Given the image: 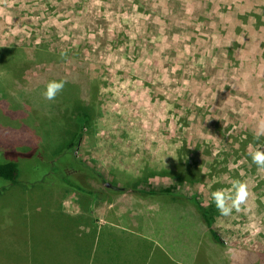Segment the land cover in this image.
Listing matches in <instances>:
<instances>
[{
  "label": "rangeland",
  "instance_id": "374dc122",
  "mask_svg": "<svg viewBox=\"0 0 264 264\" xmlns=\"http://www.w3.org/2000/svg\"><path fill=\"white\" fill-rule=\"evenodd\" d=\"M0 49V152L16 153L23 182L55 184L51 173L45 176L47 162L70 157L75 134L67 122L62 135L54 125L67 114L74 121L76 111L66 113L64 103L79 92L78 114L93 104L96 117L77 156L124 190L113 203L91 197V212L120 209L134 223L128 211L140 214L156 199L130 190L177 193L223 221L231 256L264 246V170L248 155L264 146V133L254 139L264 120L259 0H0ZM61 77L78 90L66 87L47 99V84ZM45 120L53 137L46 142L39 132ZM233 178L247 182L246 210L223 217L212 192L229 189L222 183ZM88 182L112 189L97 178ZM52 197L67 210L83 208L71 189ZM18 233L0 246L40 248ZM40 246L35 255L45 259L47 246Z\"/></svg>",
  "mask_w": 264,
  "mask_h": 264
},
{
  "label": "crops",
  "instance_id": "0c3cea01",
  "mask_svg": "<svg viewBox=\"0 0 264 264\" xmlns=\"http://www.w3.org/2000/svg\"><path fill=\"white\" fill-rule=\"evenodd\" d=\"M259 3L264 6V0ZM188 182L197 179L191 177ZM222 185L231 186V182ZM57 203L59 208L54 210L76 224L68 231L57 230L46 234L44 240L37 239L39 247L47 246L48 253L45 259L39 258L32 248L31 264H246L247 258L264 253V246H260L231 256L229 240L223 234L229 237L231 232L222 227L223 221H212V228L223 241L219 244L197 209L186 203L149 201L140 214L128 211L134 223L120 209L98 214L92 211V215L87 207L70 211L60 199Z\"/></svg>",
  "mask_w": 264,
  "mask_h": 264
},
{
  "label": "trees",
  "instance_id": "16d2710c",
  "mask_svg": "<svg viewBox=\"0 0 264 264\" xmlns=\"http://www.w3.org/2000/svg\"><path fill=\"white\" fill-rule=\"evenodd\" d=\"M68 72L69 71H66V73ZM75 73L79 76L77 70L72 74ZM20 75L22 77L23 74ZM60 82L63 83V88L60 90V94L61 92H65L66 87H72L78 90V86L73 80H71V78L65 79L64 77H61ZM74 95L75 98L67 97V101L64 103L67 107L65 110L66 113L70 112V108L76 111L74 121H71L72 115L69 116L67 114V116H64L63 119H61L64 123L60 122L54 125L57 133L63 130L62 126H65L66 122L67 125L73 129L72 131L75 134L74 138L70 139L69 144L67 145V154L70 153V157L66 158L65 156V159H62L60 158L62 154H56L54 159L48 160V162L45 161L49 164V172H46L47 174H45V176L47 177L51 173V179L52 177L56 179L55 184L53 183V187L46 188L45 179L43 182L40 181L41 183H37V185H34L33 183L30 185L27 184V182H23L24 179L19 163L17 162V157L15 156L16 153L13 151L0 152V240L3 238L5 239L8 236L19 235L18 232L24 231L26 236L31 239L30 243L38 244L37 239L34 237L33 228L39 230V232L43 234V237H45L46 234L51 235L57 230H63L66 228L65 231H68L71 229L70 226L76 223L61 216L59 211L54 210L59 207L57 206V201L54 202L52 200V196H54L58 190L71 189L76 193H79L83 198V208L88 207L87 203L91 197H95L99 201L111 202V200H113L112 195L120 193V191L114 189H106L107 192L95 190L88 182L89 179L97 178L100 182L106 183L103 175L82 162L78 158L76 152L83 135L85 132L89 131L94 124L93 119L96 117V111L92 104L85 106L84 112L78 114L77 109L81 106L82 101L79 99V92ZM50 124L51 121L45 120L44 125L39 127L41 129L39 132L42 135L41 137L44 142H46V139L53 138L48 129ZM58 134L62 135L61 133ZM56 137L58 138L59 136ZM14 151L17 152V150ZM126 191L128 192V190ZM107 193L108 196H106ZM130 193L142 197L159 199V201L171 203L179 202L194 206L202 217L205 225L212 233L214 241L223 244L220 235L212 228V220L209 214L201 209V206H199L195 198H188L171 192H147L136 189L130 190ZM28 204L32 206H29ZM34 216H37V219H34ZM18 246L19 248L10 247L9 245H1L0 264H31L32 259L30 257L29 248L27 247L23 251L21 248L22 246L20 244ZM43 248L44 247L38 248L36 245L32 250H34V253H38ZM25 251H28V255L26 256L22 254ZM246 264H264V253H258V255L253 258L252 256L247 258Z\"/></svg>",
  "mask_w": 264,
  "mask_h": 264
},
{
  "label": "clouds",
  "instance_id": "9594fccd",
  "mask_svg": "<svg viewBox=\"0 0 264 264\" xmlns=\"http://www.w3.org/2000/svg\"><path fill=\"white\" fill-rule=\"evenodd\" d=\"M63 88V83L51 81L47 84L44 96L51 100ZM260 131L254 139H259L261 133H264V120L259 122ZM251 149V145L249 146ZM248 155L251 156L259 170H264V146L257 145L255 150H250ZM249 196L248 185L246 181L239 179L233 180L229 189H217L212 192V200L215 203L217 210L223 217H228L235 211L239 213L246 210L247 197ZM245 205V208L241 206Z\"/></svg>",
  "mask_w": 264,
  "mask_h": 264
},
{
  "label": "water",
  "instance_id": "95a60500",
  "mask_svg": "<svg viewBox=\"0 0 264 264\" xmlns=\"http://www.w3.org/2000/svg\"><path fill=\"white\" fill-rule=\"evenodd\" d=\"M105 185H106L107 187L112 188V189L117 190V191H121V190H123V189L120 188L119 186L114 185V184L109 183V182H106Z\"/></svg>",
  "mask_w": 264,
  "mask_h": 264
}]
</instances>
